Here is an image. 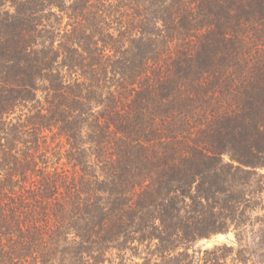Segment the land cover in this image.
Masks as SVG:
<instances>
[{
	"label": "trees",
	"instance_id": "obj_1",
	"mask_svg": "<svg viewBox=\"0 0 264 264\" xmlns=\"http://www.w3.org/2000/svg\"><path fill=\"white\" fill-rule=\"evenodd\" d=\"M263 170L264 0H0V264H264Z\"/></svg>",
	"mask_w": 264,
	"mask_h": 264
},
{
	"label": "rangeland",
	"instance_id": "obj_2",
	"mask_svg": "<svg viewBox=\"0 0 264 264\" xmlns=\"http://www.w3.org/2000/svg\"><path fill=\"white\" fill-rule=\"evenodd\" d=\"M263 173H264V170L262 171ZM218 235H221V234H218ZM223 236H225V239H221V240H219L218 242H216V243H211V242H209V240L213 237H211V238H209V239H205V240H202V241H199L195 246H194V250L195 251H197V250H199V249H202V250H204V249H210V248H212L213 246H217V245H227V246H233V247H236V244H235V242H234V236H233V234L232 233H229V234H222ZM216 236V235H215ZM233 256V255H232ZM231 261V259H229V261L228 262H230ZM247 264H251L250 262L249 263H247Z\"/></svg>",
	"mask_w": 264,
	"mask_h": 264
},
{
	"label": "water",
	"instance_id": "obj_3",
	"mask_svg": "<svg viewBox=\"0 0 264 264\" xmlns=\"http://www.w3.org/2000/svg\"><path fill=\"white\" fill-rule=\"evenodd\" d=\"M221 239H225V236H223V235H216V236H213V237L209 240V242H211V243H216V242H218V241L221 240Z\"/></svg>",
	"mask_w": 264,
	"mask_h": 264
}]
</instances>
